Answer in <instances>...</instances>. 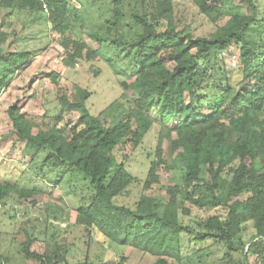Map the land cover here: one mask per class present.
I'll use <instances>...</instances> for the list:
<instances>
[{
    "label": "trees",
    "instance_id": "1",
    "mask_svg": "<svg viewBox=\"0 0 264 264\" xmlns=\"http://www.w3.org/2000/svg\"><path fill=\"white\" fill-rule=\"evenodd\" d=\"M180 1L194 4L210 24L226 22L207 37L178 31L173 7ZM85 3L97 10V30L86 33L97 45L94 50L75 32L76 10L64 0L50 2L47 13L35 0H0V13L49 24L62 40L64 66L103 64L117 78L121 94L97 116L86 107L91 94L75 87L74 99L69 98L54 72L47 76L56 87L51 125L37 127L17 102L6 110L16 142L30 163L39 165L41 179L49 170L56 172L55 185L73 178L83 182L86 194L74 210L73 226L86 237L87 253L99 240L104 248L148 255L153 264H264V0ZM1 26L0 94L32 61L30 52L4 50L9 37ZM232 48L238 54L233 70L238 82L224 66ZM72 112L78 128L59 127L63 114ZM154 127L156 145L140 182L127 172L130 155L117 161L112 153L127 147L136 151ZM160 170L183 173V178L180 185L166 186L158 200L148 193L159 186ZM138 184L141 194L133 208L115 203ZM48 196L38 187L0 182V216L16 218L1 212L10 198L36 207ZM192 208L218 215L183 225L179 216L189 217ZM44 212L47 224L50 215ZM17 225L10 240L14 246H0V264H71L69 244H57L51 236L53 244L42 241L39 254L31 250L37 240L22 221ZM102 260L85 255L75 264L127 262Z\"/></svg>",
    "mask_w": 264,
    "mask_h": 264
},
{
    "label": "rangeland",
    "instance_id": "2",
    "mask_svg": "<svg viewBox=\"0 0 264 264\" xmlns=\"http://www.w3.org/2000/svg\"><path fill=\"white\" fill-rule=\"evenodd\" d=\"M89 0H73L71 6L76 10V33L84 39V42L91 49L97 45L91 42L87 32L97 30L93 25L98 23L97 10L90 8L85 2ZM99 6V5H98ZM174 21L178 31L190 33L192 37H207L214 33L216 28L221 27L226 19L210 24L206 18L199 13L197 8L189 1L176 2L173 7ZM89 19L93 20L90 21ZM1 29L8 34V42L5 48L11 51H26L32 54L30 64L20 71L17 77L10 84L9 88L0 94V182L18 184L23 189L38 187L49 194L47 199L36 207L18 204L11 198L7 201L3 211L8 215H15L13 220L0 216V246L1 250L10 249L14 242H10L12 234L18 232V222H23L24 228L37 241L32 245V251L43 253L42 241L53 244L51 236H54L57 244H69L70 255L68 261L71 264L83 263L85 255L90 261H119V258H126L125 264H153L154 259L148 255L134 252L131 249H119L116 247L104 248L99 240H94L87 253V239L82 232L73 226L75 220V208L82 203L86 190L81 187L83 182L77 178L67 180L60 185H55L54 177L56 172L45 170L47 176L41 179L37 173L39 165L31 164L29 157L22 153V145L16 142L11 122L6 110L17 102L20 111L27 115L28 119L37 127L45 129L51 125L48 119L57 110L56 87L47 78L54 72L58 75V86L65 89L68 97L74 99L75 87L87 90L91 96L86 101V107L92 115L97 116L109 104L121 94L117 84V78L103 64L80 62L70 67L64 66L62 60L64 53L62 40L51 30L45 21H36L34 17L25 14H13L4 17L0 13ZM73 37V36H70ZM238 54L232 48L224 55V66L226 70L238 68ZM234 81H239V75L233 71ZM154 116V114H152ZM61 128L70 130L78 128V115L76 112L63 114L62 121L58 125ZM158 129L154 127L144 139L142 145L134 152L125 148L121 153L113 151L112 155L117 161L122 155H130L125 163L127 172L138 178L140 182L145 179L149 161H151L154 147L156 145ZM132 152V153H131ZM37 171V172H36ZM49 175V176H48ZM183 173H168L165 170L159 171V186L153 187L149 195L158 200L163 196L166 186L180 185ZM141 194V185L131 186L126 194L115 200V203L128 208H133ZM44 210H47L50 217L47 224L43 223ZM189 217L179 216L183 225L193 226L196 219H205L218 215V212L201 213L196 209H190ZM54 216L56 220L51 217ZM244 234L242 241L246 244L251 240V225ZM107 263V262H106ZM168 264H175L168 261Z\"/></svg>",
    "mask_w": 264,
    "mask_h": 264
},
{
    "label": "built area",
    "instance_id": "3",
    "mask_svg": "<svg viewBox=\"0 0 264 264\" xmlns=\"http://www.w3.org/2000/svg\"><path fill=\"white\" fill-rule=\"evenodd\" d=\"M37 3H38V5H40L41 6V9L45 12V13H47L48 12V4L50 3V2H52V1H60V0H35ZM64 1H66V2H68V3H72L73 2V0H64ZM3 208V206H2V204L0 203V209H2Z\"/></svg>",
    "mask_w": 264,
    "mask_h": 264
}]
</instances>
